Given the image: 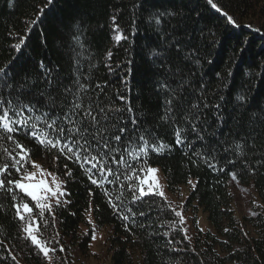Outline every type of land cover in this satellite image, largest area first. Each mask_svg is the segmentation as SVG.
Instances as JSON below:
<instances>
[{"label":"trees","instance_id":"1","mask_svg":"<svg viewBox=\"0 0 264 264\" xmlns=\"http://www.w3.org/2000/svg\"><path fill=\"white\" fill-rule=\"evenodd\" d=\"M214 2L222 12L207 0H53L51 4L0 0V67L9 73L0 86V100L31 104L36 111L26 115L33 117L45 112L55 115L63 86L72 87L75 76L92 85V91L96 84L102 85L105 92L100 98L123 110L113 113L115 120L129 130H147L168 145L159 154L149 152L148 166H160L172 193L193 179L183 206L191 211L201 208L209 224L202 229L193 216L190 229L179 225L185 231L169 230L167 222L178 224L179 217L164 196L149 195L131 203L126 195L120 203L115 200L118 183H105L103 188L91 184L76 163L54 159L55 150L38 145L25 136L27 129H21L15 136L30 150L26 167L43 160L64 180L66 203L55 207L56 227H41L43 235L54 241L56 252L49 253L54 264H78L96 226L108 229L113 264H264V0ZM113 16L121 35L127 37L119 43L113 39ZM21 39L24 43L17 49ZM50 78L55 86L47 83ZM161 82L176 89L178 99L185 97L191 103L204 97L220 106L202 110L203 139L186 130L184 143H175L169 122L160 119L167 95ZM181 126L188 127L177 125ZM0 143L10 150L14 147L10 141ZM0 159H7L3 148ZM129 163L140 167L130 158ZM65 164L72 169L71 177L64 175ZM231 174L237 183L252 186L257 196L252 214H235ZM105 189L121 209L127 206L145 215L123 221L121 216L127 213L113 211ZM16 195L18 202L30 203L34 214L39 212L23 192L16 190ZM89 213L93 225L88 223ZM21 227L11 197L0 190V264H16L12 255L19 264H49L30 241L21 238ZM185 234L190 240L184 239Z\"/></svg>","mask_w":264,"mask_h":264},{"label":"snow or ice","instance_id":"2","mask_svg":"<svg viewBox=\"0 0 264 264\" xmlns=\"http://www.w3.org/2000/svg\"><path fill=\"white\" fill-rule=\"evenodd\" d=\"M47 2L51 4L53 0H47ZM207 3L217 12L223 11L214 0H207ZM223 15L229 23L235 24V20L227 12H223ZM112 20L115 33L113 36L114 41L119 43L122 39H127L126 36L121 35V30L115 23V16L112 17ZM35 22L33 21V23ZM157 23H159L158 19ZM23 43L24 40L21 39L15 47L20 49ZM111 57L112 52L109 51L107 58L110 59ZM40 67L46 66L40 65ZM8 75V71L4 67H0V86L5 83V78ZM87 80L88 77H84V81ZM47 83L50 86L56 85V81L51 78L48 79ZM159 86L167 93L165 97V115L160 119L169 122L168 126L174 130L175 143L177 145L184 143L186 130L196 134L198 139H203L200 136L202 110L220 106L211 104L204 97H198L196 102L189 103L185 97H179L178 99L177 90L171 88L167 82H161ZM9 87L11 86L9 85ZM90 89H92V85L82 82L80 76H75L72 87L63 86V94L58 105L59 111L55 115L45 112L33 117L26 115V113L36 111L31 104L20 103L18 99L17 101L0 100V142L10 141L14 145L10 150L0 143V148H3L4 156L7 158L0 159V190L11 197V207L15 210L17 219L23 225L20 228L21 238L30 241L35 250L41 253L49 264H54L55 258L50 256L49 253H55L56 248L53 246L54 241L43 235L41 227L46 229L49 224L54 229L56 227L55 207L66 203V201H62V197L65 195L63 191L64 180L56 176L54 172H48L47 175L52 177V184L55 185L54 189L44 179H41L39 184L29 183V181L34 180L35 173L29 171L26 167L30 150L15 136V133L21 129H27L25 136L30 137L38 145L49 151L55 150L54 159L63 157L76 163L85 172L91 184L103 188L105 183H118L119 188L117 191L119 194L115 197V200L120 201V203H123L126 195L130 196L131 203L142 201L149 195L164 196L163 191H156L152 187L145 190L146 181L141 177V174H154L158 171L148 167L147 156L149 152L159 154L168 145L153 138L147 130H139V128L129 130L127 125L119 123L115 120L113 113L119 114L123 110L109 105L108 101L100 98L105 92L104 87L96 84V91ZM120 99H124V97L121 96ZM51 104L54 107L57 106L56 100H51ZM174 110L181 112L182 115L177 116ZM131 111L132 109H127L128 113H131ZM130 122L133 125L137 124L135 119H130ZM177 125H187L188 127H177ZM237 147L239 148L240 145L238 144ZM129 158L139 163L140 167L137 168L134 164L129 163ZM110 164L121 167L113 169L109 166ZM32 166L40 169L41 173L46 171L34 162ZM209 167H214V165L209 163ZM65 168L67 171L64 175L71 177L73 175L72 169L67 164H65ZM97 173L99 176H97ZM17 175L19 179L16 178ZM231 175L232 179L235 180V174ZM110 177H115V180L110 179ZM125 189L127 192H125ZM16 190L29 197L30 201L34 202V208L39 209V212L34 214L33 207L29 206V202H18ZM103 194L114 212H117V214H119V211L127 213L121 216L123 221H129L135 215H145L143 211L137 213L127 206L121 209L120 204L112 199V193L109 190L105 189ZM53 199L55 205L48 202ZM172 211L180 219L178 224L177 221H168L169 230H174L185 222L181 211L174 208ZM47 217H51V221ZM132 222L135 223L134 220ZM88 223H93L91 217H89ZM140 226L143 227V225ZM179 231L183 232L185 230L183 227H179ZM56 235L58 236L59 233L57 232ZM164 235H167V233H164ZM95 238V228H93L92 239ZM184 239L190 240V237L185 234ZM55 243L58 244L59 241L56 240ZM0 246H3V241H0ZM59 250L64 251V248L60 247ZM12 260L19 264L15 255H12Z\"/></svg>","mask_w":264,"mask_h":264},{"label":"rangeland","instance_id":"3","mask_svg":"<svg viewBox=\"0 0 264 264\" xmlns=\"http://www.w3.org/2000/svg\"><path fill=\"white\" fill-rule=\"evenodd\" d=\"M263 28H264V23H263ZM33 162L35 164L40 165L41 168L45 169L46 171L44 173H41L40 169L31 166L29 171L35 173V178L34 180L29 181V183L39 184L40 180L44 179L46 183H48L49 186L53 187L54 189L55 185L52 184V177L47 175L48 172H54V171L47 165L43 164L44 162L43 160H36ZM148 167L157 169L158 171L154 174L149 173V174H143L141 176L146 181L145 190H147L148 187H152L156 191H163L164 197L170 202V204L174 207V209L182 212V215L185 218V222L183 224L184 228L190 229L191 218L193 216L195 217L196 224L200 228L202 229L209 228V224L206 218V213L203 212L201 208H197L195 211L193 210L191 211L183 206L185 196L189 188L192 186L194 180L190 179L189 181H191V183L188 182L186 184L180 185L178 190L172 193L166 187V183L160 166L156 164H152L149 165ZM55 175L58 176L56 173ZM230 188L232 193V206L237 217H241V215L252 214L254 210V206L257 203V196L252 186L250 184H239L231 178ZM41 195H43V193H41ZM50 201H55V200L53 199ZM29 206H31L30 203ZM89 217H91L92 220L91 213L88 214V219ZM91 225H93V223ZM84 228L85 226L82 227V229ZM93 228H95L96 238L92 239V235H91V239L89 241V249L86 253L80 255L77 258L78 264H113L110 261L111 250L109 249V238L107 236L108 229L105 226H96ZM72 248H74V246H72Z\"/></svg>","mask_w":264,"mask_h":264}]
</instances>
